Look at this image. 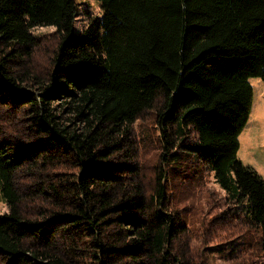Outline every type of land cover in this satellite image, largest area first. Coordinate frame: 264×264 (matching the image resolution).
<instances>
[{
    "label": "trees",
    "instance_id": "16d2710c",
    "mask_svg": "<svg viewBox=\"0 0 264 264\" xmlns=\"http://www.w3.org/2000/svg\"><path fill=\"white\" fill-rule=\"evenodd\" d=\"M81 1L0 0V264H207L196 222L203 243L236 222L241 248L209 249L264 264V182L238 158L264 0H98L79 27ZM205 171L208 222L183 195Z\"/></svg>",
    "mask_w": 264,
    "mask_h": 264
},
{
    "label": "rangeland",
    "instance_id": "374dc122",
    "mask_svg": "<svg viewBox=\"0 0 264 264\" xmlns=\"http://www.w3.org/2000/svg\"><path fill=\"white\" fill-rule=\"evenodd\" d=\"M80 8L81 13H85L86 16H84L83 14H80L78 16L79 20L77 22V25L79 27L84 25L88 20V12H91L93 14L101 13V6L98 0H82L80 3ZM53 30L54 26H39L36 28V33H45L41 35V37L43 38L44 35L48 36L49 34L47 33H50ZM46 40L47 39H44L43 43H46ZM43 61L45 62V59H43ZM43 61L41 60L40 64L37 63V69L40 73L46 72V64ZM250 82L253 86V103L250 117L239 136L240 146L238 150V158L244 163L245 166L255 171L264 182V80L261 77L252 76L250 77ZM151 123L152 120H150L147 116V119L142 121L141 127L150 126ZM17 127L20 128L21 125L18 124ZM145 130L146 129L143 130V135ZM11 133L14 134V131L11 130ZM138 134L140 136L139 144L141 145L142 137L139 132ZM145 147L147 146L145 145ZM149 155H152V153ZM205 174L206 186L204 188V192L200 193L195 198L191 197L190 193L184 192L183 195L187 198L186 200H184V205L188 206V212H190L192 216H197L198 214L200 217H202L203 220H206V222H208L212 218H215L216 220V218L221 215L222 211L226 209V203L224 200V190L221 189V187L214 181L212 175H210L207 171H205ZM7 211V204L3 200H0V213H5ZM215 224L218 228L219 226L217 221H215ZM235 225L236 222H234V224L232 225L227 226L222 224V233H220V237L217 239H207L206 245V243H203L202 229L197 232L198 228L200 227V222H196L195 225H193L192 230H194L196 233L194 234V244L196 245L193 246L197 248V257H199L200 260L205 259L207 264H231L230 261L223 260L224 254L219 255L217 251H212L211 249H209V247H211L209 245H213V243L224 242L223 246H221L223 248L226 246L225 243H228L227 248L231 247V250L226 251L225 254L231 256L233 251L232 248H241V242H239L241 240H239L240 238L236 239V237L243 234L238 231ZM231 240L233 241L231 242ZM231 243L233 244L231 245ZM202 246H205V248H202ZM250 258H252V256ZM250 258L248 260H252ZM236 261H244V259Z\"/></svg>",
    "mask_w": 264,
    "mask_h": 264
}]
</instances>
